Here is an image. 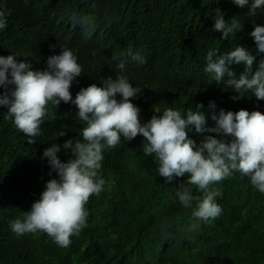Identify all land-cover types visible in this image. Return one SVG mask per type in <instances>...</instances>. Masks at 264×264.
<instances>
[{
	"label": "trees",
	"instance_id": "trees-1",
	"mask_svg": "<svg viewBox=\"0 0 264 264\" xmlns=\"http://www.w3.org/2000/svg\"><path fill=\"white\" fill-rule=\"evenodd\" d=\"M3 2L10 14L7 28L0 31V55L15 53L33 70H44L43 57L60 52L59 47L53 52L49 46H67L83 69L78 83L72 84L73 97L92 83L102 86V77L115 79L118 60L112 58H123L131 48L146 60L141 66L129 63L124 73L141 88V97L132 101L141 109V122L166 107L184 112L203 103L207 114L209 101L215 102L217 111L264 113V101L254 96L233 101L235 93L203 72L209 48L222 54L243 46L256 57L253 69L264 59L249 35L255 24H264V14L248 16V9L238 8L232 0ZM219 10L225 20L237 16L243 25L228 40L213 30ZM230 68L237 78L244 71L243 65ZM5 111L0 108V264H264V195L246 177L234 174L216 185L221 192L220 216L189 233L190 209L174 202L175 188L185 178L165 184L164 178L157 177L152 157L143 153L140 135L104 151V190L89 198L87 227L68 248L58 247L43 232L16 237L8 221L22 217L52 178L46 159H41L44 149L55 140L58 129L67 132L55 140L62 145L77 138L83 124L74 116L75 106L61 102L41 126L38 141L29 144L4 119ZM209 126L214 122L209 120ZM203 135L207 133H189L197 143ZM58 155L65 162L70 158L63 151ZM193 195H201L194 186Z\"/></svg>",
	"mask_w": 264,
	"mask_h": 264
},
{
	"label": "clouds",
	"instance_id": "clouds-1",
	"mask_svg": "<svg viewBox=\"0 0 264 264\" xmlns=\"http://www.w3.org/2000/svg\"><path fill=\"white\" fill-rule=\"evenodd\" d=\"M240 9H248V16L264 14V0H232ZM8 13L0 0V31L7 28ZM85 23V21H81ZM237 16L225 20L220 10L214 15L213 30L228 40L242 30ZM256 49L264 53V24H255L249 33ZM50 51L59 47V54L44 56V70H33L30 62L19 61L15 53L0 55V108L6 109L4 119L11 121L29 144H35L42 133V125L52 110L61 102L75 106V118L82 122L77 138L67 139L62 145L56 139L66 136L65 128L55 133V140L44 149L41 159L47 162L48 176L28 211L22 217L8 221V229L16 237L43 232L52 243L68 248L72 238L87 227L89 212L85 205L93 195L98 196L106 184L101 174L104 151L115 148L121 141H132L137 135L144 138L143 153L152 157L157 177L165 184L184 177L174 191V202L190 209L187 231L194 233L201 224H208L222 213L216 187L221 181L239 174L264 195V113L241 109L217 111L209 101L207 114L203 103L181 112L166 107L154 110L152 117L141 122V109L132 101L141 97V88L133 86L125 75L126 65L146 63L139 50L129 48L123 58L113 57L117 76L102 77L101 85L92 83L82 87L73 97L71 87L83 73L82 65L73 50L59 43L50 45ZM256 57L245 47L235 45L218 54L209 48L204 55L203 72L236 95L231 99L255 97L264 101V59L253 69ZM243 65L239 78L231 65ZM228 79L225 80L224 77ZM209 120L214 126H209ZM189 133L203 135L199 141ZM214 134V135H213ZM70 153L62 161L59 153ZM193 186L201 193L193 195ZM163 234V233H162ZM111 239L115 240L113 234Z\"/></svg>",
	"mask_w": 264,
	"mask_h": 264
}]
</instances>
